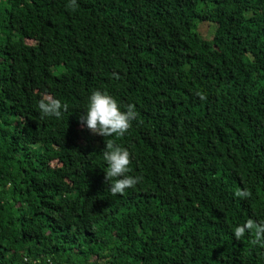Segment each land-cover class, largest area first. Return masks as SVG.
Listing matches in <instances>:
<instances>
[{"label":"trees","instance_id":"trees-1","mask_svg":"<svg viewBox=\"0 0 264 264\" xmlns=\"http://www.w3.org/2000/svg\"><path fill=\"white\" fill-rule=\"evenodd\" d=\"M96 89L133 107L122 137L78 121ZM108 140L141 177L123 194ZM249 219L264 222V0H0V264H264L254 231L233 236Z\"/></svg>","mask_w":264,"mask_h":264},{"label":"clouds","instance_id":"clouds-1","mask_svg":"<svg viewBox=\"0 0 264 264\" xmlns=\"http://www.w3.org/2000/svg\"><path fill=\"white\" fill-rule=\"evenodd\" d=\"M37 108L41 118H57L67 109L60 99L45 96L37 101ZM84 111L78 116V121L89 131L106 137H122L129 130L136 113L131 105L123 107L115 97L102 90H92L86 99ZM102 160L105 163L104 176L108 191L112 195L123 194L126 189L139 183L141 177L128 175L130 165L129 151L114 143L105 142L102 150ZM240 197H247V190L237 193ZM254 231L257 242H264V222L257 223L252 219L238 224L233 229L236 239L244 237Z\"/></svg>","mask_w":264,"mask_h":264},{"label":"rangeland","instance_id":"rangeland-1","mask_svg":"<svg viewBox=\"0 0 264 264\" xmlns=\"http://www.w3.org/2000/svg\"><path fill=\"white\" fill-rule=\"evenodd\" d=\"M199 31L203 35V37H209L211 28L207 25H200L199 26Z\"/></svg>","mask_w":264,"mask_h":264}]
</instances>
